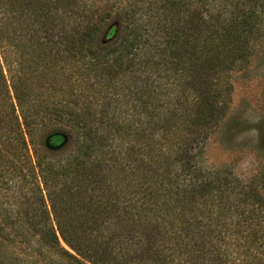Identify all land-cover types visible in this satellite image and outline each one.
Masks as SVG:
<instances>
[{
	"label": "trees",
	"instance_id": "16d2710c",
	"mask_svg": "<svg viewBox=\"0 0 264 264\" xmlns=\"http://www.w3.org/2000/svg\"><path fill=\"white\" fill-rule=\"evenodd\" d=\"M263 35L264 0H0V190L21 197L0 191V233L60 264H264L259 187L197 161ZM50 127L71 149L32 157Z\"/></svg>",
	"mask_w": 264,
	"mask_h": 264
},
{
	"label": "rangeland",
	"instance_id": "374dc122",
	"mask_svg": "<svg viewBox=\"0 0 264 264\" xmlns=\"http://www.w3.org/2000/svg\"><path fill=\"white\" fill-rule=\"evenodd\" d=\"M254 49L246 61L230 70L232 89L228 108L209 131L202 149L198 150L197 161L211 169L226 168L245 183L256 184L264 196V35L255 41ZM51 131L52 127L37 131L33 137L25 135L31 155L34 150L59 158L68 154L72 145L66 141L45 150L46 134ZM3 188L0 190L5 193L1 198L3 207L13 209L17 197L12 196L10 189ZM1 218L0 215V222ZM37 243L35 236L30 244L24 242L18 232L5 225L0 233V264H60L53 252L48 257L39 252ZM60 245L72 251L61 239Z\"/></svg>",
	"mask_w": 264,
	"mask_h": 264
},
{
	"label": "water",
	"instance_id": "95a60500",
	"mask_svg": "<svg viewBox=\"0 0 264 264\" xmlns=\"http://www.w3.org/2000/svg\"><path fill=\"white\" fill-rule=\"evenodd\" d=\"M66 141V138L63 137L62 140L58 143V145H55L56 147L61 146Z\"/></svg>",
	"mask_w": 264,
	"mask_h": 264
}]
</instances>
